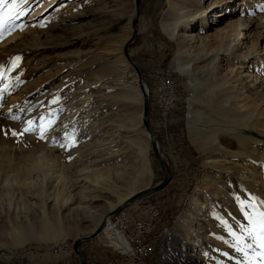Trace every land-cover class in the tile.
Instances as JSON below:
<instances>
[{"label":"rangeland","instance_id":"obj_1","mask_svg":"<svg viewBox=\"0 0 264 264\" xmlns=\"http://www.w3.org/2000/svg\"><path fill=\"white\" fill-rule=\"evenodd\" d=\"M52 1L0 0V264H76L73 251L50 246L72 244L94 228L92 216L162 175L142 134L135 74L118 56L133 0ZM161 22H177L172 38ZM135 29L128 52L142 78L160 62L177 81L167 127L147 115L171 177L120 208L130 223L147 200L159 203L148 263L261 264L260 249L244 243L257 211L245 219L244 208L264 199V0H139ZM26 128L35 130L12 135ZM108 238L104 229L79 244L84 264L115 252Z\"/></svg>","mask_w":264,"mask_h":264},{"label":"built area","instance_id":"obj_2","mask_svg":"<svg viewBox=\"0 0 264 264\" xmlns=\"http://www.w3.org/2000/svg\"><path fill=\"white\" fill-rule=\"evenodd\" d=\"M142 78V76H141ZM147 92V115L153 118V127L166 128L168 118L176 112L177 81L172 69L157 62L149 68L142 78ZM144 223L133 220L128 223L123 209L111 214L114 232L109 233V245L115 249L113 254L104 258L101 264H148L147 252L152 239L154 220L160 216V206L155 200H147L144 207ZM53 252L69 254L71 244L67 242L54 243L50 246Z\"/></svg>","mask_w":264,"mask_h":264},{"label":"water","instance_id":"obj_3","mask_svg":"<svg viewBox=\"0 0 264 264\" xmlns=\"http://www.w3.org/2000/svg\"><path fill=\"white\" fill-rule=\"evenodd\" d=\"M138 15H139V0H133V13H132V18L130 20V32L122 44L121 52L125 58L127 65L129 66L131 71L135 74L133 82L136 88L138 89V92L140 95L141 104H140L139 120H140V124L142 127V134L144 137H146V140L149 143L150 150L155 160L157 161L159 168L161 169L162 175L155 182L138 187L135 190L131 191L120 202L112 206L105 213V217L118 211L120 208L125 206L128 202L132 201L133 199L164 187L171 177L170 167L168 166L165 159L162 157V153L158 146L157 137L155 133L152 131V129L150 128L148 121H147V105H148L147 104V92L143 84V81L141 79V73L139 71V68L135 64V62L131 59L129 52H128V44L132 41L135 35V32H136L135 23H136V19ZM103 224H104V220H100L90 232L86 234H82V235H77L73 238L71 248H72L74 255L77 258L76 264H84V258L78 249L79 244L82 241L87 240L97 235L101 231Z\"/></svg>","mask_w":264,"mask_h":264},{"label":"bare ground","instance_id":"obj_4","mask_svg":"<svg viewBox=\"0 0 264 264\" xmlns=\"http://www.w3.org/2000/svg\"><path fill=\"white\" fill-rule=\"evenodd\" d=\"M28 1H31V0H26V2H28ZM54 1V0H53ZM52 1V2H53ZM65 1V0H64ZM65 3L66 4H68L69 2L68 1H65ZM100 4V3H99ZM70 5V4H69ZM37 12V11H36ZM39 14V13H38ZM37 14V15H38ZM36 14H34V13H31L30 15H29V17L27 18V20H30V19H34L36 16H37ZM247 22V21H246ZM244 23V22H243ZM251 23V22H250ZM249 22H247V24L245 25V29L246 30H249L250 29V27H252V24H250ZM177 25V22L176 23H174V25L173 24H171V25H169V23H166V22H161L160 23V27H161V30L166 34V36L167 37H169V38H172L173 37V34H174V29H175V26ZM27 32V31H26ZM25 33V32H24ZM128 33V32H127ZM129 34V33H128ZM127 38V35H124L121 39H116V41H117V43H118V45H120V47H122V44H123V42L125 41V39ZM180 43H178V45H179ZM41 45V44H40ZM238 46V45H237ZM236 46V47H237ZM31 48V47H30ZM40 48H44V47H41V46H39L38 44L37 45H34V47H33V49L32 50H38V49H40ZM117 49V48H116ZM115 51V48L113 49V48H110V50L109 51H106V53L107 54H114L113 52ZM119 52V51H118ZM184 52V51H183ZM182 52V48H181V46H178V48H177V54H176V57H175V60H176V62L178 63L179 62V60H178V58H179V55H181V53H183ZM121 53V54H120ZM119 53V58L122 60V62L124 63V64H126L127 65V63H126V61H125V58H124V56H123V54H122V52H120ZM178 56V57H177ZM127 67H128V65H127ZM178 69L179 70H181L179 67H178ZM183 69V68H182ZM186 69V68H185ZM180 72H185V71H180ZM186 74V73H185ZM134 83V82H133ZM135 85V84H134ZM79 110V111H78ZM75 113H78V112H80V109H78ZM75 113H72L71 114V117H72V115L73 114H75ZM193 116H194V112H192L191 110L190 111H188V114H187V117H188V129H189V132H191L193 135L194 134H197L198 133V130H195V125H194V118H193ZM70 117V118H71ZM72 119V118H71ZM65 118L63 119H61L60 121V123H61V125H60V128H62L63 126H65ZM149 122V121H148ZM67 123V122H66ZM63 125V126H62ZM151 127V126H150ZM205 136V135H204ZM145 139H146V137H144ZM205 138H206V136H205ZM263 140V138L261 137V138H256L255 139V142H257V143H260L261 141ZM148 142V141H147ZM40 164V163H39ZM86 168V167H85ZM104 168V167H103ZM106 168V167H105ZM104 168V169H105ZM139 168L140 167H138V169L136 168V171H137V173L139 172V171H141V170H139ZM103 169V170H104ZM111 167H108L107 168V170L109 171L108 173H107V175H108V177L111 175V174H113V172L111 171ZM97 170V169H96ZM102 170V169H101ZM135 170V169H134ZM48 171H49V169H48ZM50 171H51V175H50V177H49V179H51V177H54L53 178V180L54 181H57V178H59L60 179V173H59V170L58 169H50ZM80 171H82V170H80ZM84 171V170H83ZM106 171V170H105ZM125 171V170H124ZM94 172V171H93ZM84 173V172H83ZM82 173V174H83ZM95 173V174H94ZM92 175H97L98 177H101L102 175V173H104L103 171L101 172L100 170H97V171H95ZM106 173V172H105ZM115 173V172H114ZM137 173H135V175L133 176V178L130 180V184H129V188L131 189H133L134 187H135V185L137 184V182H139L140 181V176L137 174ZM82 174H81V172H80V174H79V176H82ZM89 176V177H88ZM83 175V177H82V181H83V183L84 182H89V181H92V180H94V177H93V179L91 180V175ZM107 178V177H106ZM142 178V177H141ZM9 179H5L4 180V182L5 183H7V182H10V181H8ZM100 180V179H99ZM107 180V179H106ZM101 181V180H100ZM100 181H98V182H100ZM14 182V181H13ZM12 182V183H13ZM95 182V181H94ZM96 183H97V181H96ZM103 185V184H102ZM106 186V185H105ZM108 186V185H107ZM131 189V190H132ZM65 194V193H64ZM65 197L64 198H62L63 199V202L64 203H67L68 201H72L73 199H72V197H71V195H70V192H69V190H68V193L66 194V195H64ZM78 197V196H77ZM125 196H121V197H119V199H118V202H120L123 198H124ZM56 198V197H55ZM89 200V199H88ZM88 202V201H87ZM117 202V203H118ZM117 203H115V204H117ZM114 203L113 204H111V206L105 211V212H103L102 214H98V215H96V216H92V220H93V222H94V224H95V226H96V224L100 221V220H104V224H103V227H102V229H101V232L102 231H104V229H106V230H108L109 231V233H112V232H114V228H113V226H112V222H111V219H110V216H111V214L110 215H108L107 217H105V213L112 207V206H114L115 205ZM79 207V206H78ZM86 207H87V205H86ZM85 207V208H86ZM80 208V207H79ZM88 209V208H87ZM84 210V209H83ZM86 210V209H85ZM121 209H119L118 211H120ZM103 211V210H102ZM118 211H116V212H118ZM116 212H114V213H116ZM95 213V212H94ZM114 213H112V214H114ZM136 223H144V218H141V219H139L138 221H136ZM45 227V226H44ZM56 227V226H55ZM192 230H194V228H192ZM48 234H49V232H48ZM45 235H47V234H45ZM58 235V234H57ZM49 236V235H48ZM52 238H53V240H54V242H55V240H56V237H54V235H52L51 236ZM155 237H157V236H154V238ZM41 238V237H40ZM151 244H152V242H151ZM151 244H150V247H149V251L147 252V263H148V256H149V253H150V248H151ZM149 264V263H148ZM151 264V263H150Z\"/></svg>","mask_w":264,"mask_h":264},{"label":"snow or ice","instance_id":"obj_5","mask_svg":"<svg viewBox=\"0 0 264 264\" xmlns=\"http://www.w3.org/2000/svg\"><path fill=\"white\" fill-rule=\"evenodd\" d=\"M3 30H0V38L3 37ZM3 93L0 92V96H2ZM55 102V101H54ZM13 119H16L17 117H12ZM35 129L33 128H26L22 132H16V130H11L13 136L23 135L24 132L27 131H33ZM5 135H7V132H5ZM43 137V133H42ZM66 139H69L66 137ZM76 139L73 136L71 139H69V143L65 144V148H70L72 146H75ZM253 210L257 211V217L255 220L252 221L253 224H256L257 226L254 227L249 233L248 237L251 239L252 243H248L245 241V247L246 248H252L254 246L258 247L260 251L257 253V255L260 257L261 264H264V199L257 200L255 203L252 202V200H249V204L245 206L244 211L248 213V215L245 216V219H248L249 216H251ZM236 250L241 251L242 254L245 256L247 255V252L239 247V241H237V244L234 245Z\"/></svg>","mask_w":264,"mask_h":264},{"label":"crops","instance_id":"obj_6","mask_svg":"<svg viewBox=\"0 0 264 264\" xmlns=\"http://www.w3.org/2000/svg\"><path fill=\"white\" fill-rule=\"evenodd\" d=\"M138 216H141V215H138ZM138 221V220H137Z\"/></svg>","mask_w":264,"mask_h":264}]
</instances>
